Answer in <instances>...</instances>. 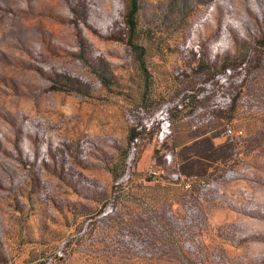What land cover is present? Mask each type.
Listing matches in <instances>:
<instances>
[{
  "label": "rangeland",
  "instance_id": "1",
  "mask_svg": "<svg viewBox=\"0 0 264 264\" xmlns=\"http://www.w3.org/2000/svg\"><path fill=\"white\" fill-rule=\"evenodd\" d=\"M126 12L0 0V264H264V0Z\"/></svg>",
  "mask_w": 264,
  "mask_h": 264
},
{
  "label": "trees",
  "instance_id": "2",
  "mask_svg": "<svg viewBox=\"0 0 264 264\" xmlns=\"http://www.w3.org/2000/svg\"><path fill=\"white\" fill-rule=\"evenodd\" d=\"M141 9H142V0H127V12L125 15V22L128 28V44L135 52L136 58L139 61V64L143 72L147 74L148 67L145 59V54H146L145 48L135 41V38L138 34V28H139L138 17L141 12ZM82 58L85 63H87L90 67H92L91 62L87 58L84 57ZM98 76L101 77L102 80H105V78L101 74H98Z\"/></svg>",
  "mask_w": 264,
  "mask_h": 264
},
{
  "label": "built area",
  "instance_id": "3",
  "mask_svg": "<svg viewBox=\"0 0 264 264\" xmlns=\"http://www.w3.org/2000/svg\"><path fill=\"white\" fill-rule=\"evenodd\" d=\"M229 131L232 133V130H231V129H230ZM185 186H186L187 188H190L191 185H190V183L187 182V183L185 184Z\"/></svg>",
  "mask_w": 264,
  "mask_h": 264
}]
</instances>
